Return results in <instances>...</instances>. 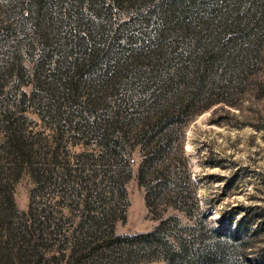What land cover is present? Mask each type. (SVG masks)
<instances>
[{
    "label": "rangeland",
    "instance_id": "obj_1",
    "mask_svg": "<svg viewBox=\"0 0 264 264\" xmlns=\"http://www.w3.org/2000/svg\"><path fill=\"white\" fill-rule=\"evenodd\" d=\"M260 3L0 0V264H166L135 238L171 217L174 249L181 237L219 264H264V32L195 74L209 31L227 41ZM178 99L186 111L145 149L142 129ZM107 133L125 145V199ZM146 156V181L170 183L152 207ZM111 227L134 240L97 252Z\"/></svg>",
    "mask_w": 264,
    "mask_h": 264
},
{
    "label": "trees",
    "instance_id": "obj_2",
    "mask_svg": "<svg viewBox=\"0 0 264 264\" xmlns=\"http://www.w3.org/2000/svg\"><path fill=\"white\" fill-rule=\"evenodd\" d=\"M198 1L199 0H172V8L173 5H175L173 9L176 10L174 14L178 13L180 15L183 14V12H186L188 9L194 10L201 7V5L197 6ZM240 14V11H238L236 15L237 18L234 20V37L228 39L227 41H223V39L221 38L222 32L224 30L219 31L218 29L216 31L215 29H213L209 31V39L213 40L215 47L217 48H208L205 50V57L202 58V62H204V64L202 65L203 69L201 70V72L200 69H196L195 72L198 77H202V79L206 77V72L209 70V68H214L217 62L221 61L220 57L221 55L223 57L222 51H224V49L227 50L229 46H234L236 48L240 42L248 44V42H254L261 37V34L264 32V3H260V5L256 9L253 8L251 10H248V12H246V14L242 16ZM203 70L204 72H202ZM179 100L180 99H178V101L174 105H170V107L163 112V116L160 119H166L165 121L159 120L154 123L148 122V125L144 129H142L140 137L145 149H147V147H149V145L159 135L165 134V137L168 136L167 131H170L168 128L172 116L176 114L180 116L186 111L187 108L184 109L182 103ZM108 137L109 133H107L104 137L106 138L104 141L106 154L110 157H113L114 161L116 162V166L119 169L118 171H114L115 173L112 174L111 179L115 182L116 185L118 184L117 192L120 195L119 197L125 199L126 190L123 185L130 178V174L126 173V171H129V169L127 168L129 166V162H123L122 160V157L124 155L122 151L124 150L125 145L122 144L124 142L112 143L111 139ZM21 153L24 154V152ZM157 154L159 155V153ZM154 160V157L146 156V159L143 161L138 174L139 182L147 188V200L149 207H152V201L154 202V199L162 197V194L169 189L170 184L168 181H164L161 183L159 182L156 185H152V182L146 181L148 179L147 177L150 168L153 166ZM119 165H121L122 167ZM5 194L6 204L13 206V198L11 197V195H9V193ZM191 199L192 197L189 195L181 196L179 198V202H181L183 206H186V204H189V202H191ZM168 202L171 205L178 203V201H174L175 203L172 201ZM176 207L180 209L178 205H176ZM203 215L205 216L207 215V213H204ZM93 220L96 221V219ZM178 224L179 221L175 217H171L165 221H162L155 232L138 236L135 238V240L139 238L145 239L146 241H151L152 252H158V257L164 260L166 264H219L220 262H223L224 259L220 258L218 249H215V252L196 251L194 253H191L190 243L185 239L183 240L181 237H178L179 239H177L178 248L174 249L169 241L165 238V235L172 234L174 231H176ZM132 240H134V238L115 237L113 227H111L109 235L101 239V244L98 247L99 249H97V252H100V250H103L104 248L112 249L113 247H119L122 243Z\"/></svg>",
    "mask_w": 264,
    "mask_h": 264
}]
</instances>
